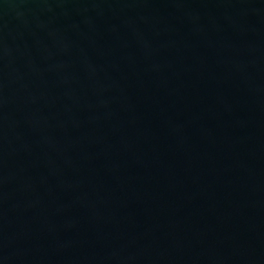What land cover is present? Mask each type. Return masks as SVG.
I'll return each mask as SVG.
<instances>
[{
	"label": "water",
	"instance_id": "water-1",
	"mask_svg": "<svg viewBox=\"0 0 264 264\" xmlns=\"http://www.w3.org/2000/svg\"><path fill=\"white\" fill-rule=\"evenodd\" d=\"M0 264H264V0H0Z\"/></svg>",
	"mask_w": 264,
	"mask_h": 264
}]
</instances>
